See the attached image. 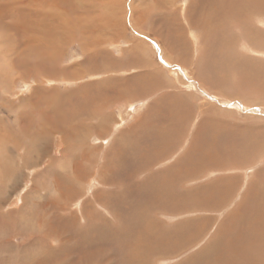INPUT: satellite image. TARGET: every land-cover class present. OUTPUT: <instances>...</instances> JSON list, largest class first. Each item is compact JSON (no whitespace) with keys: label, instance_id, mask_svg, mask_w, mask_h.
Listing matches in <instances>:
<instances>
[{"label":"bare ground","instance_id":"1","mask_svg":"<svg viewBox=\"0 0 264 264\" xmlns=\"http://www.w3.org/2000/svg\"><path fill=\"white\" fill-rule=\"evenodd\" d=\"M84 2L86 9L69 0H0V62L7 63L0 68V101L8 102L11 112L20 103L15 120L0 117V264H161L196 249L180 264H264V125L232 123L213 108H200L197 115L205 120L196 123L185 148V141L179 143L195 119L185 97H191L193 83L228 99H244L243 91L264 92V0H190V5L184 0L181 10L175 8L178 0H131L132 23L142 22L141 33L148 37L119 57L102 45L113 42L114 29L121 27L104 24L96 32L86 25L104 18L103 6L108 23L111 9L125 11L126 4ZM80 9L85 19L66 30V15ZM66 42L82 45L78 65L64 66ZM154 52L161 53L169 70L179 66L193 80L184 83L181 77V86L175 80L164 82L161 69L150 61L158 55ZM8 72L15 74L10 81L14 87L23 83L29 97L20 100L13 91L3 92ZM124 74L128 77L119 78ZM57 79L77 86L67 92L50 89L47 83ZM236 79L243 90L229 89ZM11 95L16 103L7 101ZM121 99L129 100L117 104ZM132 112L136 117L142 112L141 122L113 139L114 147L95 171L97 149L91 143L107 142L117 118ZM54 133H61L66 145L60 158L49 157ZM180 148L182 156L173 164L156 168ZM8 155L12 160H6ZM70 155L72 172H58L56 163ZM21 167L35 180L34 187L9 211L6 185L18 179ZM227 169L250 171L244 175L249 188L222 218L245 185L244 173L229 175ZM200 181L205 183L183 187ZM196 212L220 213L221 219L204 213L203 219L171 227L154 218L162 214L176 221ZM31 218L37 227L32 223L24 229ZM207 230L209 244L193 245Z\"/></svg>","mask_w":264,"mask_h":264},{"label":"rangeland","instance_id":"2","mask_svg":"<svg viewBox=\"0 0 264 264\" xmlns=\"http://www.w3.org/2000/svg\"><path fill=\"white\" fill-rule=\"evenodd\" d=\"M69 1H72V3L74 4V6L78 8V4L84 6V4H85L84 1H86V0H69ZM105 1H107V0H105ZM118 1L119 0H115L116 3ZM120 1H124V3L126 4L125 11H124V9L120 8L119 6H118V8H116V6H115L113 9H111L110 16H109L110 17L109 18V22L107 23V22H105V19H106V16H107L108 9L105 6H103L104 8H102V10H103L102 16L104 18L101 19L102 21L100 19H98V20H96V22H97L96 23L94 20H91V21L88 20V21H90L89 24H88L90 27L86 25V27L93 28L96 32H100V31H97V30L100 29L99 28L100 26H104V24L105 25L108 24V26H109V24H111L110 25L111 27H113L114 24H115L117 27H121V30H123V31H121L120 28H118V30L116 28L114 29L115 32L117 33V34H115V36H117V37L114 36L112 38V40H114L115 42L114 41L113 42L112 41H110V42L109 41H106V43L104 45H102L103 48L106 47L104 49H107L110 52L114 53V55L116 57L121 56L122 53H123V51L125 49L126 50L130 49V47H132L134 44H137V43L142 42V41L143 42H146V40H147L146 38L148 37L144 33H141V32H143L142 22H140L139 24L132 23V20H131L132 12L131 11L133 9L131 8V2H130L131 0H120ZM182 2H184V0H178V3H177L178 6L176 5L175 8H178L179 10H181L180 8H182ZM188 5H190V0H188ZM84 8H85V6H84ZM144 8L145 7H141V8H139V10L143 11ZM82 11L83 10L80 9L79 11H77L73 15H66V18H67L66 19V30H70L71 31V30L75 29L74 26H76L78 23H81V20H84L85 19V18H83V17H85V13L82 14L83 16L82 15L80 16V13ZM127 14L130 15V16H128ZM119 16H122V18H120ZM112 18L115 19L114 22H113V19ZM119 18L122 19V21H120V23H119V20H120ZM128 19H130V20H128ZM91 24H92V26H91ZM100 24H102V25H100ZM122 24H123V26L125 25V27H123ZM255 24H258L257 21L255 22ZM141 26H142V28H141ZM183 26L185 28V25L184 24H183ZM132 27H133L134 30L132 29ZM140 29H142V30H140ZM136 31H138V32H136ZM235 32H237V30ZM68 33L69 32L66 31V35ZM120 33L123 35V37H122V35H120ZM190 33H196V31L193 30ZM200 33L201 32L199 31V35H200ZM164 34H165V32H164ZM189 37L191 39H193L194 36H191L190 35ZM114 38H116V39H114ZM151 40L152 39H150L149 44L152 47H154L155 46V42L154 41H151ZM202 40H203V38H202ZM195 42H197V41L195 40ZM110 43L112 44V46H111ZM152 52H153V50H152ZM65 53H66V64H64L65 67H66V65H69V63H70V65H72V64L78 65L79 64V61H80L79 56H81V53H82V45L80 43L78 44V42L77 43H71V44L67 45V42H66V50H65ZM154 53L155 54H158V55L153 56V59L150 60V61H151L152 64L155 65V67L161 69V72H160L161 75L160 76H161V79L164 82H169V81L170 82H173V80H175V81H177L179 83V86H181V81H180L181 80V77L184 78L183 79L184 80V83H187L188 80H189V78L192 79V77H190V75H191L190 74V71H188L186 69H181L179 66L172 65L170 68L171 69L174 68L173 71L172 70H169V68L167 66H165L163 64L162 60H161V57H160V54L161 53L160 52H158V53L157 52H154ZM262 59H264V58H262ZM72 62H74V63H72ZM188 62L192 63L191 60H189ZM6 64L7 63H5V61H1L0 62V68H3L4 67V69H5ZM119 70H121V71L122 70H127V68L126 67H121ZM8 73H9V75H8ZM8 73H6V79L9 80V82L7 83L6 86H4V85H3V87L1 86V88L3 89V92L8 91V93H9L10 91H13V92L16 93L17 98L20 99V100L22 98L29 97L31 94H30L29 91H26L27 89H25V87H23V83H19L17 86L14 87V85L10 81H13L12 79H13V77H14L15 74L12 73V72H8ZM2 74H5V73L2 72ZM2 74H1V76H3ZM177 74H180V76H177ZM234 76H236L234 73L230 74V77H231L232 80H234ZM86 77H87V75L84 76V78H86ZM115 77H117V76H115ZM125 77H128V75H125L124 74V75H120L119 76V78H125ZM88 80H89V77H87L86 81H88ZM41 81H43V80H41ZM53 81L50 82V83H47V84H49L47 86H49L50 89H52V88H55V89H58L59 88L60 89L61 88L62 91H64V89H65L66 92H67V90H69V89L70 90L71 89L73 90L77 86L75 82H74L75 83L74 84L72 81L70 82V80H68V82L65 79H57V80H53ZM58 82H60V83H58ZM235 82H236V84L233 83L234 86H232V88H229V89H233L234 88L233 91L234 90H241L242 88H241V85L239 83V80L236 79ZM44 83L45 82L39 83V85H41V86H39L41 89L42 88H45V87H43L44 85H46ZM56 83H57V85H56ZM238 84L240 86H238ZM193 85H191L193 87V89H192L193 91H191V94H192L191 97L190 98H189V96H185V97H187L186 100L188 102L190 101L189 103H191V106H193V111H194L193 114H195L194 115L195 116V119H194V121H192V126L193 127L191 128L189 126L191 128L190 131H189L190 133H188V131H186V133H184L183 138L180 139V142L179 143H181V144H183L182 142L185 141L184 142V148H185V146L187 145V142H188V140L186 138L194 132V126H196V123L197 124H200V123H202L203 120H205V119H202L201 120L200 117L197 115L198 113H200V108H202V110L204 112H205V110L207 108H213V109H215L217 111V113L222 114V116L224 117V119H226L228 121H232V123H237V124H242V125H249V126L250 125H252V126H257V125H262L263 126L264 125V92H262V93H255V92H253V93L252 92L243 93L245 91H243V92L241 91L242 94H243V98L244 99H228L227 97L224 98L225 95H221L222 93L220 94L218 91H215V92H217L215 94V93L208 92V91H205V90L200 89L198 87L197 83H193ZM184 91H186V90H184ZM191 98H192V101L193 102L191 101ZM136 99L140 100V98H136ZM148 99H149V101H150V99L153 100V97L151 96ZM245 99L247 100V102L245 101ZM10 100H12V102L16 103L15 102V98H12V95H11V97L9 96L8 99H7V101H10ZM126 100H129V99H121L120 101H117L116 103L120 105L121 103L125 102ZM131 101H134V99H132ZM0 103H1L0 106L2 107V109L0 110V117H4V118L10 119V120H15L16 112H14V111H15V109L17 110L18 107H20L19 101H18V103L15 106L16 108H14V111H12V112L9 110V106H8L9 104H8V102H6V101H0ZM194 103L197 104L198 106L197 105L194 106ZM117 117H119L118 114H117ZM142 117H143L142 112H140L139 117H136L135 112H132V115H130V116H126L125 118H121V117L117 118L116 123L113 124L112 128L109 130L110 132L108 133V135L106 137L108 139L107 142H105L104 140L103 141L98 140V141H94V143H91V145H93L97 149V153L94 156L95 157V165H94V170L95 171L100 166H102V163H103L102 162V156L104 154H106V152L109 150L108 148L114 147V144H113L114 140L113 139H115L116 136L119 135V133L122 130L127 129L130 125H132V124L135 125L136 123H140L141 122L140 120H142ZM142 124H144V125H141V128L146 125L145 123H142ZM87 126H91V124H88ZM186 128H187V130L189 129L188 128V124L185 125V129ZM254 132L258 133L255 130H254ZM139 133H141V132H139ZM55 134L56 133H54L52 135V137L50 138V146L48 148L49 151H50L49 157H52V158H60L63 155V153L65 152L66 145H62V143H61V136H62V134L61 133H57L56 136H54ZM141 134L144 137L147 134V131L145 133L142 132ZM252 135H254V134H252ZM44 142L45 141H43L42 144H43V146L45 148L46 146H45ZM181 144H180V146H182ZM6 145L8 146L7 149H11L12 148V144H8L7 143ZM71 147L74 148V149L76 148L73 145H71ZM181 148L178 151H176L177 154L173 155L167 161L159 164V166H157L156 168L158 170H162V169L166 168L167 166L173 164L179 157L182 156V155H180L182 153L181 150H184V149H181ZM5 151H6V149L3 148V152H5ZM179 151H181V153L178 154ZM49 157H45L46 160ZM69 157L67 158V160H66V158H64V160L62 159V161H61L62 163L61 162H59V164L56 163V166L58 165V167L59 166L62 167V168H60V167L59 168H56L55 167L58 172H67V173L72 172L73 167H74V162H73V160L71 158H74V156L70 155ZM10 159L12 160V158H10V155H8L6 157V160L9 161ZM68 159H69V163H68ZM18 160H19V157H18ZM31 160L32 161L33 160L34 161L36 160V154L33 157V159H31ZM259 167H261V165ZM262 167H264V164H262ZM61 169H63V170H61ZM20 170L22 171V174L20 176H18V179L17 180H12V181L10 180V181H8L7 182V185H6V193L4 194V199L6 200L5 201V205L7 206V208H8L9 211H12V210L17 209L18 207H16L15 205H17L18 199L20 198V196H23L24 193H26L28 191V189L34 187V183L32 184V181L35 182V180H32L31 178H29V176L27 174L29 171H26L25 167H23V168L21 167ZM227 170L230 171L231 169H227ZM230 172L231 173H229V175L230 174L231 175L234 174L235 176H239L240 174H243L244 173L243 174V180L245 179L244 180V182H245L244 187L245 188L242 187V189H241V187H240L239 191L238 190L236 191V193H235V195L233 197L234 199L232 198V200H231L232 202H229L226 205V206H228V205L230 206L231 205V206H234V207H231V206L228 207L227 210H226V212L224 211L225 213H223L222 218H224L231 210H233L235 208V206L243 198L245 191L249 188V185H246L247 179H246V176H244V175H245V173L250 172V171L243 172V173H241V171H239L240 173L239 172L233 173L232 171H230ZM218 175L219 174H217V176ZM203 181L193 182L190 185L187 184V185H184L183 187L184 188L191 189V188H193L195 186H198V185H201L202 183H205ZM13 184H15V185H13ZM5 205H4V207H6ZM230 208H231V210H230ZM33 209L36 210L35 208H33ZM204 213L207 214V212H202V213L201 212H199V213H197V212L196 213H187L186 214L187 216L183 217L182 219H177L176 221L175 220L172 221V219H169L167 217V215L165 217L162 214H159L160 216L158 215L157 217H154V218L155 219H159V221H163L167 225H169V226L172 227L173 225H175L177 223L185 222L186 220H189V219H197V218L203 219V217H205L204 216ZM188 214H193V215H188ZM207 216H216V217L220 218V213L219 214H212V213H210V214H207ZM32 223H34L33 225L34 226L36 225L35 227H37L36 220L34 218L33 219L31 218V219H29V222H27L26 227L24 229L31 228L32 227L31 226ZM208 230L205 231L201 236L197 237L198 242H196V239H195L192 244L193 245H196V244H199V243L202 244L198 248H200L203 245L209 244L210 235L208 233ZM16 242H21L22 243L23 241L21 239H17ZM198 251L199 250H197L196 253H198ZM193 253H190V254H187V255L183 256L180 260L178 259V261H164L161 264H180L182 262L185 263L187 260L191 259V256L193 255Z\"/></svg>","mask_w":264,"mask_h":264}]
</instances>
